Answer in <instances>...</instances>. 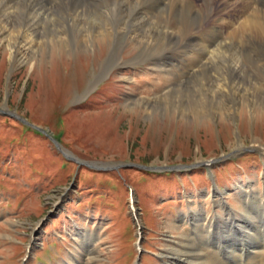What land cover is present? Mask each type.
<instances>
[{"label":"rangeland","instance_id":"374dc122","mask_svg":"<svg viewBox=\"0 0 264 264\" xmlns=\"http://www.w3.org/2000/svg\"><path fill=\"white\" fill-rule=\"evenodd\" d=\"M127 27L112 23L83 41L78 24L35 26L41 36L67 29L68 39L41 44L29 61L0 38V109L11 111L0 113V264H24L27 255L26 264H134L131 188L144 264H167L171 242L192 228L184 213L225 215L223 201L239 215L242 185L264 197V157L225 158L264 144V91L253 110L230 102L195 117V92L181 86L197 74L169 75L161 54L140 58L144 44ZM240 58L261 81L249 67L254 57ZM211 158L222 160L201 164Z\"/></svg>","mask_w":264,"mask_h":264},{"label":"bare ground","instance_id":"6f19581e","mask_svg":"<svg viewBox=\"0 0 264 264\" xmlns=\"http://www.w3.org/2000/svg\"><path fill=\"white\" fill-rule=\"evenodd\" d=\"M103 2L0 0V38L8 40L12 55L23 54L29 61L41 44L68 39L67 29L50 30L41 36L35 26L78 24L82 28L78 37L83 41L98 29L99 33L107 31L112 23L128 26V32L144 44L140 58L161 54V65L169 75L197 74L196 83L181 86L192 88L196 98L190 109L180 111L182 114L189 109L199 118L228 109L230 102L238 110L246 103H251L252 110L257 106L252 97L264 91V0ZM250 55L254 61L249 67L258 71L261 81L249 79L247 62L240 58ZM180 90L175 93H182ZM248 187L242 185L240 190L243 207L239 215L223 201L225 215L211 216L203 207L195 210L194 216L184 213L182 219L192 228L171 242L167 264H264V197L259 198V192ZM86 246L82 250L90 254L94 243Z\"/></svg>","mask_w":264,"mask_h":264}]
</instances>
